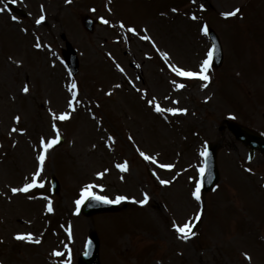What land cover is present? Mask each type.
<instances>
[{
	"label": "rangeland",
	"instance_id": "obj_1",
	"mask_svg": "<svg viewBox=\"0 0 264 264\" xmlns=\"http://www.w3.org/2000/svg\"><path fill=\"white\" fill-rule=\"evenodd\" d=\"M6 1L8 0H0V7H4ZM16 1L19 4L17 7L25 10V12H30L31 16L26 15L25 19L19 12L11 13L12 10H6L2 16L0 15V20L5 19L6 21L0 22L3 24L2 26L0 24V261L25 264L24 259L26 257L22 258L20 255L26 252V256L31 258L28 264L43 263L41 259H38V256L46 259L54 258L57 263L64 264V261H69L73 256H78L82 242L80 232L77 245L71 243L72 247L75 248L76 246V252L68 251L66 246L61 249V246L66 245V242H61L54 248L53 246L57 243L56 239L59 237L74 241L66 235L63 228H60L56 234H53L54 237L50 241L47 240L50 235L46 238L40 236L45 241L47 240L48 245H51L50 252L48 251L49 247L39 246L33 251L29 247H24L25 245L20 246L16 243L14 244L17 246L11 249L15 241L13 233L36 235V232L41 229L38 224L40 219L36 220L35 218L39 217L42 204L28 202L26 195L30 194L29 196L33 197L34 191L48 190V181L44 188H34L28 193L13 194L10 188L19 187L27 180L31 181L32 173L37 166L36 155L40 138L42 136L51 138L55 135L47 116L41 111L37 101L33 99L23 102L19 95L24 78L31 81L32 95H36L41 103L50 97V93H53L55 97V101H53L54 110L58 112L66 110L64 106L68 95L66 96L60 87L65 75L63 70L60 67L50 68L49 63L47 66L42 65L43 61L39 60V57H37L39 66L31 67L29 58L36 50L31 46V37L22 35L25 39L23 45H20L21 30L18 26H21L23 22L29 24L36 21L38 16L48 12L50 16L46 18L48 20L46 25L35 24V27L31 28L42 32L41 37H46L52 47L57 50L63 48L66 42H70L78 50L81 72L75 79L80 82L83 88H86L87 81H90L86 91L88 99L98 101L97 98L90 96L96 95L95 87L91 81L94 72L105 73L107 71V73H112L109 61L105 65L101 59V55H104L106 49L107 52L115 51V56L119 57L118 62L124 69L120 75L116 71L115 73L122 80L121 83H124L128 93L119 91L115 98L116 103H110L107 98L100 100L101 110H99L101 114L95 110L98 116L103 117L104 122L101 123L110 133L102 129L98 124L99 122L90 120L86 113L80 112L74 116L73 121L69 126H66V129L59 127L64 138L63 143L55 151L50 149L45 161L49 175L57 174V168L60 165L63 170L68 168V173L64 171L67 177L63 179L62 192L72 189L76 185L81 188L84 184L95 181L106 185L105 190L100 194L108 195L113 199L116 195L142 199L144 192L149 194V203L142 207L143 210L136 209V203L132 200L122 201V203L127 202L133 206L122 214L98 217L92 221V227L94 225L100 226L103 261L107 264L110 262L120 264V261H116V259L113 262L110 254H106V258L110 262L104 258L105 252L112 247L116 256H119L120 253L121 255L129 254L128 259L124 260L128 264H145V259L138 257L135 260L130 256L134 247L129 243V240L133 239L132 236L127 237L126 235L123 240L119 241L120 230L117 229L114 233L117 240L113 241V234L109 235L108 233L115 228V225L117 228H125L122 226L124 222L131 225L134 220H143L146 223L153 220V226H157V232L161 233L152 236L150 242L153 247L159 248L157 252H162L156 254V249L150 248L152 251L145 252L149 255L147 264H157L155 260H160L162 264H184V262L190 264H245L240 257V251L251 254L254 264L259 262L264 264V259L261 260L264 250L259 251L253 248L250 238L259 236L260 239L264 240V228L260 229L262 219L259 218V222L254 221L259 214V198L253 197V193H246L247 196L241 197L242 205L246 210L245 213L240 211L239 199L230 207L225 202L226 198L230 197L231 182L237 177L234 175L237 174L234 166L232 167L234 174L230 173V165L234 159L237 162L238 158L243 164L247 149L241 143L236 142L228 130L220 131L221 121L226 117H234L260 131H264V0H195V3L192 0L184 3H182L183 0H153L147 6L140 4V0H130L129 2L126 0L127 3L121 0L119 8L115 4V16L113 10L110 11V23L97 27L93 35L83 30L80 20L85 13L89 12L87 6L92 4L96 5L101 14H104L105 9L101 5L102 0H81L80 2L72 0L71 3H67L66 0ZM173 1L182 3L179 6H184L183 10H187L192 5L199 8L201 4L205 5L204 8L207 9L211 7L210 14H213H211L212 17H208L214 24L213 28L221 37L224 64L213 76L216 79L214 83L211 79L207 88H202L203 82H201L196 86L190 84L188 85L190 87L186 86L184 89L176 90L171 85V80L175 79V76L172 73L171 76L165 75L161 69L156 68L155 59L160 55L153 45L149 41L128 32V27L134 26L137 30H141L143 35L145 33L142 30L147 28V35L152 36L158 47L160 48L161 45L162 51L170 53L172 63L197 69L198 64L205 59L209 51L210 41L200 33L202 26L197 23L186 24V22L178 19L174 24L169 25L170 19H166L164 16L159 18L157 11ZM25 2L29 9L26 8ZM142 7H145L143 13H135ZM237 7L241 9V12L233 17L235 19L224 22L219 18V14L220 17H223L221 13L232 11ZM177 13L178 11H172L171 14ZM99 14L97 13L96 16ZM12 16L19 18V21L13 20ZM121 21L126 23L123 29L120 27ZM11 22H17L18 25L16 23L11 25ZM114 37H121L118 42L120 44L116 45L112 42ZM119 46L122 49L120 55L116 52ZM124 49L126 51L122 54ZM53 52L54 50L50 51L52 57H54ZM13 55H22L21 66L23 64L25 69L24 78L20 77L22 74L20 69L13 67L10 69L9 65L7 67L5 65L4 60H12ZM158 67L160 68V66ZM123 78L129 80L132 86H126ZM162 83L164 84L162 85ZM51 86H54V89H51ZM137 88L147 89L150 98L155 96L163 107L188 108L189 111L186 115L181 114L185 118V123H183L185 127L178 129L166 123L168 128H161L165 124L161 121L163 120L162 114L161 120L158 119L160 127L149 112L140 111L133 103L134 99L143 97L141 92L136 90ZM128 94L129 96L126 97ZM165 96H171L173 100L178 99L179 105H174L171 101L165 100ZM207 97L210 99H206ZM12 115L21 117L18 124L15 120L11 123ZM163 115L167 116L168 113ZM13 126L17 129L26 127L31 136L30 140L34 144H30L27 141L28 136H22L21 131L11 132ZM196 126H201L205 130L202 136L197 139L193 138L194 133L198 131ZM129 130L136 142L129 139ZM10 132L11 135H9ZM109 136L115 137L112 149L107 147V143H111L108 140ZM190 137L195 139L194 144L190 147L191 154L184 156L181 151V158H176L177 150H179L178 144L185 151L184 139ZM204 141L220 145L222 168L224 170L226 167V170L225 175H221V188L215 196L206 197L205 195L202 197L203 206L207 202L212 203L217 200L212 204L214 211L208 216L209 224L204 229V235L212 234V236H208L203 245L198 246L197 240L199 238L195 239L192 236L185 241L170 226L171 221L167 208L180 224L187 220H191L194 224V216L201 205L195 199L190 200L189 192L193 185L190 178L196 177L198 166L203 164V157L199 155V148L204 144ZM137 146H140L148 154L156 156L159 163H173L176 166L175 170L159 169L157 167L159 163L153 164L144 160L139 155ZM158 153L161 155L158 156ZM55 154H59V160L56 159ZM256 159L253 164L257 167L254 169H258L259 172L261 170L264 175V157L259 155ZM125 160L129 162L130 168L127 173L115 167L117 163H122ZM52 162L57 167L52 166ZM105 168L111 169V171L106 173L102 180L95 176L97 171H102ZM149 170L155 172L154 179L149 177ZM238 174L247 180V177L243 176V172L238 171ZM121 176H124L123 180L120 179ZM187 176H189L190 186L186 183ZM157 177L172 180L175 177L173 183L176 182L177 178L180 181L173 186H171L173 183L164 186L159 183ZM43 178L46 180L45 174H43ZM224 178L226 181L223 183ZM234 183L240 189L245 188V185L238 178L234 180ZM251 185L254 186L252 183ZM8 197L11 199L9 200ZM52 207L54 209V204ZM71 212L70 210L64 211V217H69ZM57 218L59 219V216ZM244 220L251 221V223L246 224L242 229H238L244 224ZM87 223L90 222L84 220L85 235L89 234L87 230L90 231L91 227L89 225L86 228ZM101 223L103 224L102 227ZM234 234L238 236L241 242L238 243L230 239ZM245 235L249 236L247 243L244 241ZM220 250L224 251V254L218 252ZM54 251H60L64 255L54 256L52 255ZM175 251H182L184 257L174 253ZM17 253L18 255H16Z\"/></svg>",
	"mask_w": 264,
	"mask_h": 264
},
{
	"label": "snow or ice",
	"instance_id": "obj_2",
	"mask_svg": "<svg viewBox=\"0 0 264 264\" xmlns=\"http://www.w3.org/2000/svg\"><path fill=\"white\" fill-rule=\"evenodd\" d=\"M12 2L15 3L16 0H12ZM66 2L71 3L72 0H66ZM192 2L195 3V0H192ZM41 7L43 8V5H41ZM204 7H205V5H203V4L200 5V8L203 9ZM6 10H8L7 5H5L4 7H0V13L5 12ZM93 11H95V9H93ZM173 11L175 12L178 10L173 9ZM240 12H241V9L237 7L232 11L223 12V13H221V15L225 18H228V17L236 16ZM11 18L13 20L17 19V17H15V16H12ZM101 19L103 20V22L105 24L110 23L107 19H104L103 17H101ZM191 19L196 20V19H198V17L195 14H193ZM44 20H45V16L41 15L36 20V23L40 24ZM120 27L122 29L125 27V25L122 21L120 22ZM24 31H27V29H25ZM142 31L145 34L141 36V33L137 30L136 27H134V26L128 27V32L140 37L141 39H143L145 41H149L153 45V47L155 48L156 52L159 53V55L163 58L164 62L166 63L167 68L176 77L175 79L171 80V85L176 90L184 89L187 86L186 82H178L179 78H185L186 81L200 80V81H203V83L201 84L202 88L208 87V85L211 83V79H212L211 76L209 75V72H210V69L212 67V61H213V57H214L215 51H216L215 45H213L211 50H209L207 52L206 58L203 59L198 64V68L193 69V68L181 66L177 63H172L170 53L167 51H162L156 45V41L152 38V36L146 34L148 32V29L144 28ZM202 31L205 35L208 34L209 27H208L207 23H205L202 26ZM34 46L37 49H40L43 47V45L40 43H36ZM109 55H111V54L109 53ZM17 63L18 64L22 63V61H17ZM54 65H55V61H53V66ZM117 67L119 68V70L121 72H124V69L122 67H120L119 65H117ZM137 67H139V65H137ZM133 86L135 87L134 82H133ZM116 87H120V85H116ZM136 90L141 92V95L143 97L147 98V89L137 88ZM22 91L24 93H28L29 92V86L25 85L24 88L22 89ZM67 91L71 97L70 99L67 100V108L70 109V111L65 110V111H62L59 115H57L56 112L49 109V112L51 114V119L53 121L52 129H53L55 135L52 136L51 138H46L44 136H42L40 138L39 149H38L37 155H36L37 166H36V169L34 170V172L32 173V179L30 182L24 183L22 187H11L10 191L13 194L28 193L31 189H34V188H40V189L44 188L46 180L43 178V173L45 171V161L47 158V154H48L50 149L54 148L61 141V132H60L59 127L57 126L56 121L70 120L73 116V113H75L77 110V105L82 103L81 100L77 99L78 94H79V88H78L77 81L75 79H72L70 84L67 85ZM108 94L111 95V93H108ZM164 99L167 101H171L174 105H179V103H180L178 99L173 100L171 96H165ZM206 99H210V97H207ZM147 104L152 106L156 113H160V114L171 113L174 116L178 115V114L186 115L189 111L188 108H186V107H179V106L163 107L161 105V103L159 102V100L156 99L155 96H153L152 98H148ZM92 115H93V118H95V114L93 113ZM14 120L18 124L21 120V117L19 115H17L14 117ZM17 131L23 132V131H26V129H17L15 126H13L11 129V132H17ZM11 132L9 133V135H11ZM129 139H132V138L129 137ZM108 140H110L111 143H107V147L109 149H112L113 144L115 143V137L109 136ZM93 147H95V145H93ZM137 151L139 152V155L141 157H143L144 160L152 162V163H159L156 156L150 155L147 152L140 150L139 148H137ZM199 155H200V157L204 158L203 164L198 166L199 179H197L196 177L190 178V179L195 181V187L191 193V196L195 199V201L199 202V204L201 205L200 209L198 210V212L195 216L196 221H199L203 215L202 188H203V185L205 183V174H206L207 169H208V163H209L208 158L211 155V153L208 150V142L207 141H204L203 147L199 151ZM248 159L251 160L252 157L249 156ZM115 167L117 169H119L120 171L125 172V173L130 171L129 162L127 160H125L123 163H117L115 165ZM159 167L162 169L171 170L175 167V165L172 163H159ZM110 171H111V169L105 168L102 171H97L95 173V176L102 180L105 177L106 173H108ZM247 171L251 173V172H253V169L248 168ZM157 178L159 179V177H157ZM120 179L123 180L124 176H121ZM173 179H175V177H173ZM26 180H27V178H26ZM159 183L162 185H170L173 183V180L172 179H159ZM105 188H106L105 184L96 183L95 181L84 184L79 190L78 198L74 201L77 214L80 211V206L82 204H84L86 201H96V202H101L104 204H120L122 201L132 200L134 203H136L138 205H147L149 203V200H150V196L147 192L143 193L142 199H136L135 197H129L126 195H116L115 198L113 199L108 195L100 194V192L104 191ZM97 190H99V191H97ZM8 199L10 200L11 197H8ZM46 208H47L48 212L54 211V209L52 207L51 200H49L48 204L46 205ZM172 227L176 230V233L179 235V237L185 241L189 240L192 236L196 235V233L193 231L194 224L191 220H187L183 224L174 222ZM68 232H69V235H71V229L70 228L68 229ZM14 238L16 240H19V241H25V242L35 243V244L41 243V240L36 238L32 233H27V234L16 233ZM52 255L63 256L64 254L60 251H54L52 253ZM243 255L249 261V264H251V261L253 259L252 255L249 254L248 252H244ZM0 264H3V262L0 261ZM64 264H69V261H67V260L64 261Z\"/></svg>",
	"mask_w": 264,
	"mask_h": 264
}]
</instances>
